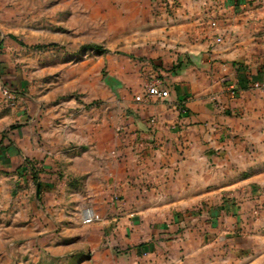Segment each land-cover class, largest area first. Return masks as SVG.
Listing matches in <instances>:
<instances>
[{"label": "crops", "instance_id": "1", "mask_svg": "<svg viewBox=\"0 0 264 264\" xmlns=\"http://www.w3.org/2000/svg\"><path fill=\"white\" fill-rule=\"evenodd\" d=\"M176 1L173 17L149 20L152 39L135 24L136 43L123 45L147 54L138 48L150 40L159 52L97 57L118 79L162 81L167 100L121 104L114 93L109 105L71 100L37 121L22 108L26 127L0 146L1 169L18 172L57 223L81 226L75 208L94 209L100 229L117 222L126 253L76 250L66 264H264L250 217L264 204V92L248 84L264 83V0ZM40 127L54 128L50 140L33 135Z\"/></svg>", "mask_w": 264, "mask_h": 264}, {"label": "rangeland", "instance_id": "2", "mask_svg": "<svg viewBox=\"0 0 264 264\" xmlns=\"http://www.w3.org/2000/svg\"><path fill=\"white\" fill-rule=\"evenodd\" d=\"M176 4V0L171 5L153 0H0V146L26 127L18 120L22 108L30 109L37 121L40 111L71 100L85 108L111 104L114 93L121 104L123 98L134 99L137 84L144 90L152 79H118L107 64L101 67L97 57L109 60L132 52L129 56L139 61L149 59L160 51L150 40L138 48L147 54L123 46L137 41L131 28L138 24L142 39H152L151 17H173ZM45 130L40 127L33 135L50 140L54 128ZM1 168L0 264H66L76 250H85L92 258L102 248L128 251L115 244L117 222L100 229L103 219L94 209L75 208L72 214L81 216V226L69 229L65 220L57 223L50 205L33 206L34 193L18 172ZM256 205L251 222L259 221L264 234V212L255 215ZM88 210L100 220L84 224Z\"/></svg>", "mask_w": 264, "mask_h": 264}, {"label": "built area", "instance_id": "3", "mask_svg": "<svg viewBox=\"0 0 264 264\" xmlns=\"http://www.w3.org/2000/svg\"><path fill=\"white\" fill-rule=\"evenodd\" d=\"M210 25L212 27H215L216 22L212 20ZM216 41L220 43L221 39L218 38ZM248 84L254 90L264 92V83L254 81L251 77H249ZM233 89L234 88L230 87V91H234ZM168 96H169L168 90L163 86V82L158 79H155L149 84H147L143 92L140 95L135 96L134 100L139 103L149 101V100L165 101L168 99ZM155 123H156L155 119L150 120L151 127H153ZM255 211H256L255 215H259L260 213L264 212L263 204L257 203ZM98 220H100L99 216L90 210L86 211L83 217L84 224H92Z\"/></svg>", "mask_w": 264, "mask_h": 264}]
</instances>
